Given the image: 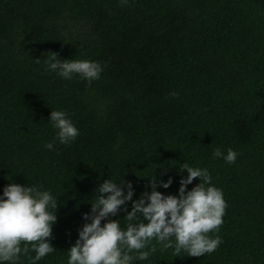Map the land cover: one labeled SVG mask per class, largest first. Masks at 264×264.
Listing matches in <instances>:
<instances>
[{
	"label": "trees",
	"instance_id": "trees-1",
	"mask_svg": "<svg viewBox=\"0 0 264 264\" xmlns=\"http://www.w3.org/2000/svg\"><path fill=\"white\" fill-rule=\"evenodd\" d=\"M48 51L104 70L63 79L46 70ZM51 109L80 131L49 150ZM217 147L236 160L213 157ZM183 162L223 190L222 242L190 256L153 240L132 264H264V0H0V193L32 183L58 203L55 251L36 264H67L104 179L131 181L137 199L171 176L157 190L178 194Z\"/></svg>",
	"mask_w": 264,
	"mask_h": 264
},
{
	"label": "clouds",
	"instance_id": "clouds-1",
	"mask_svg": "<svg viewBox=\"0 0 264 264\" xmlns=\"http://www.w3.org/2000/svg\"><path fill=\"white\" fill-rule=\"evenodd\" d=\"M43 63L46 70L63 79L78 76L89 83L98 80L104 70L98 60L61 58L56 51H48ZM168 95L178 93L170 91ZM48 122L56 130L53 140L44 144L49 150L56 141L69 144L79 135L80 130L64 109H51ZM212 155L230 164L238 151L229 147L225 153L217 147ZM179 169H186L187 175L180 177L178 194L157 190V185L168 188L171 176L167 180L151 178V190L137 199H133L131 181L104 179L95 189L91 211L83 214L85 222L78 229V238L67 250V264H132L149 257L155 250L153 240L190 256L213 252L222 242L218 233L227 206L223 190L211 183L207 167L183 162ZM197 177L199 183L188 189ZM129 201L131 210L126 206ZM57 206V197L42 185L10 182L4 186L0 193V264H21L22 256L29 264H36L55 251L46 238L57 220ZM120 211L125 212L123 224L120 218H112Z\"/></svg>",
	"mask_w": 264,
	"mask_h": 264
}]
</instances>
